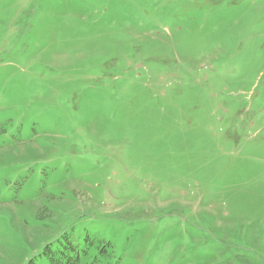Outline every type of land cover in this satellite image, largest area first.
Returning a JSON list of instances; mask_svg holds the SVG:
<instances>
[{
    "label": "rangeland",
    "instance_id": "rangeland-1",
    "mask_svg": "<svg viewBox=\"0 0 264 264\" xmlns=\"http://www.w3.org/2000/svg\"><path fill=\"white\" fill-rule=\"evenodd\" d=\"M264 264V0H0V264Z\"/></svg>",
    "mask_w": 264,
    "mask_h": 264
},
{
    "label": "trees",
    "instance_id": "trees-1",
    "mask_svg": "<svg viewBox=\"0 0 264 264\" xmlns=\"http://www.w3.org/2000/svg\"><path fill=\"white\" fill-rule=\"evenodd\" d=\"M58 244L52 246V242L46 244L41 249V255L45 259V264H78V251L76 247L68 240L64 243L56 240ZM34 255H32L26 264H35Z\"/></svg>",
    "mask_w": 264,
    "mask_h": 264
}]
</instances>
